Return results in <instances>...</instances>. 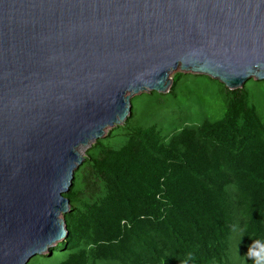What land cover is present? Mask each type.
Segmentation results:
<instances>
[{
	"label": "water",
	"instance_id": "95a60500",
	"mask_svg": "<svg viewBox=\"0 0 264 264\" xmlns=\"http://www.w3.org/2000/svg\"><path fill=\"white\" fill-rule=\"evenodd\" d=\"M178 69L264 82V0H0V264L67 236L87 149Z\"/></svg>",
	"mask_w": 264,
	"mask_h": 264
},
{
	"label": "trees",
	"instance_id": "16d2710c",
	"mask_svg": "<svg viewBox=\"0 0 264 264\" xmlns=\"http://www.w3.org/2000/svg\"><path fill=\"white\" fill-rule=\"evenodd\" d=\"M204 79L218 113L179 97ZM146 96L153 112L131 100L87 149L64 195L67 236L28 264H264V120L247 83L177 72Z\"/></svg>",
	"mask_w": 264,
	"mask_h": 264
},
{
	"label": "rangeland",
	"instance_id": "374dc122",
	"mask_svg": "<svg viewBox=\"0 0 264 264\" xmlns=\"http://www.w3.org/2000/svg\"><path fill=\"white\" fill-rule=\"evenodd\" d=\"M181 72V70H176L175 72L171 73L170 77H172L175 73ZM186 74V73H183ZM249 82V81H248ZM247 82V89L248 93L250 94L251 103L255 106L256 110L261 114L262 119L264 120V82L262 81H251V83ZM219 85L215 84L212 81H208L206 79L200 81L196 86L189 87L185 94L182 92L179 94L180 98H190L192 104L195 106L194 110L198 112L196 109L195 103H201L200 110L206 114H210L211 112H220V107H217L220 104V95L218 94ZM146 93H140L134 95L131 100L133 101V105L136 108L137 113H144V112H153L155 104H152L151 97L146 96ZM130 100V101H131ZM157 114H161L160 110L156 111ZM156 114V117H157ZM155 117V118H156ZM110 128H107L108 131ZM105 131V132H106ZM87 152V151H86Z\"/></svg>",
	"mask_w": 264,
	"mask_h": 264
}]
</instances>
